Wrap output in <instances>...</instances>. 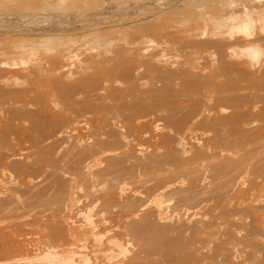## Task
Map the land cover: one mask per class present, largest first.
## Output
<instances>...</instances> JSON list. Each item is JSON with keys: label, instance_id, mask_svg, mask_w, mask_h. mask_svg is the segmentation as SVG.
Here are the masks:
<instances>
[{"label": "bare ground", "instance_id": "bare-ground-1", "mask_svg": "<svg viewBox=\"0 0 264 264\" xmlns=\"http://www.w3.org/2000/svg\"><path fill=\"white\" fill-rule=\"evenodd\" d=\"M260 10L252 33L236 16L214 41H186L227 64L175 68L143 54L13 71L0 62V183L4 173L26 183L0 185V224H21L3 209L10 202L32 207L25 219L34 224L39 209L57 205L68 227H53V243L88 245L99 235V252L118 253L113 264H264V56L229 60L241 44L264 47V4ZM77 205L110 224L77 231L72 214H61ZM120 235L130 249H121ZM70 253L94 264L85 252Z\"/></svg>", "mask_w": 264, "mask_h": 264}, {"label": "rangeland", "instance_id": "rangeland-1", "mask_svg": "<svg viewBox=\"0 0 264 264\" xmlns=\"http://www.w3.org/2000/svg\"><path fill=\"white\" fill-rule=\"evenodd\" d=\"M263 4L264 0H0V62L9 65L6 70L13 71L17 70L20 64L30 66L32 64V67L53 64L54 68L59 64H118L124 58L137 61L136 57L143 54L145 59L151 57L149 62H155V59L162 55L165 59L163 58V62L161 60L158 62L165 63L164 60H167L168 63H166L175 65V68L186 66V64H227L226 59L218 60L210 50L209 52L197 50L193 52V48L188 47L187 42H193V39L201 43H209L212 39L214 41L217 37V28L222 23H227L228 18L236 16L237 20L234 22L240 24L238 27L241 26L240 29H243L245 24L246 33L251 32L257 25L259 14L263 13L260 10ZM250 6L255 8L251 9ZM238 8H242L243 13L239 12ZM254 10L256 11L253 12ZM230 12L231 14L235 12L232 14L233 17L230 16ZM250 19L256 24L249 22ZM196 32L201 36L198 37ZM234 33L236 34L233 38L238 40L242 38L244 41L245 38L237 30ZM250 34L248 33L249 37L252 35ZM241 45L236 46L238 49L235 47L236 55H239L238 59L229 58L234 64H250L251 60L255 61V58L264 56V47L259 44L246 47H243L244 44ZM4 174L6 180L4 179L0 185H10L13 188L20 187L21 183V185L26 184L25 181L13 180L9 173ZM13 192L14 190L8 193ZM82 201L85 200L82 198ZM82 201L80 204L83 203ZM10 204L5 205L3 209L5 211L9 209V214L16 215V219L21 224L16 230L10 225L4 228V224H0V264H71L75 261L76 255L81 254H77L76 251L85 252L83 253L85 255L82 254L83 257L89 256L87 259L94 264H106L109 261L112 263V260L118 257L116 250L110 248L104 252L97 250L101 238L99 235H95L96 237L92 239L88 237V241L91 240L88 243L93 245H87L85 240L86 244L82 240L75 243L73 247L54 244L52 237L54 228L64 225L60 222L62 218L58 216L57 211L60 208L57 205L39 209L37 215H34L37 219L34 224L25 219L32 207L19 209L18 206L16 209L17 205L14 202ZM75 207L79 210H65L61 214L62 217L72 214L71 217L74 219L72 218L73 221L70 220V223L77 231L83 232L88 229L89 232L93 230L95 232L97 228L108 226L107 222L110 224V219H105L107 217H93L89 215L90 210L78 205ZM54 217L59 219L56 218V220ZM121 221H118L117 230L123 225H120L123 223ZM115 229L114 227L111 230ZM107 233V231L103 232L104 235ZM118 238L120 243L124 240L121 243V249L130 242L126 236L120 235L117 236ZM117 239L113 241L116 242ZM109 241L112 240L109 239ZM84 244L88 248L85 249ZM129 246L124 249H130L131 246ZM80 247L82 251L79 250ZM88 249L92 250H90L91 253L87 252ZM71 250L76 254H71ZM93 254L94 257H92ZM76 261H78L77 257ZM76 261L73 263L77 264Z\"/></svg>", "mask_w": 264, "mask_h": 264}]
</instances>
